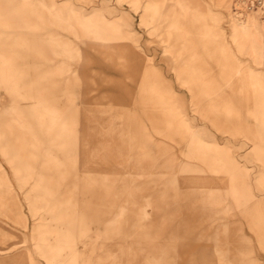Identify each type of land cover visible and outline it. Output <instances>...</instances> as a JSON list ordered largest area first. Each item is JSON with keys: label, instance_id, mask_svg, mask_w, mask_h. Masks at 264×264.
<instances>
[{"label": "rangeland", "instance_id": "374dc122", "mask_svg": "<svg viewBox=\"0 0 264 264\" xmlns=\"http://www.w3.org/2000/svg\"><path fill=\"white\" fill-rule=\"evenodd\" d=\"M250 3L0 0V264H264Z\"/></svg>", "mask_w": 264, "mask_h": 264}, {"label": "bare ground", "instance_id": "6f19581e", "mask_svg": "<svg viewBox=\"0 0 264 264\" xmlns=\"http://www.w3.org/2000/svg\"><path fill=\"white\" fill-rule=\"evenodd\" d=\"M251 0H246L248 4V8L251 10ZM258 6H261L260 3L264 5V0H258ZM262 5V7H263ZM242 15V17H240ZM244 16V18H243ZM238 19L232 20V30H233V37L232 41L234 45H236L241 50H246L249 57L254 63H258L259 61V38L257 32L254 28L253 20L250 15L238 14ZM231 28V26H230ZM231 40V39H230ZM231 73V72H230ZM238 74V71L235 72Z\"/></svg>", "mask_w": 264, "mask_h": 264}, {"label": "crops", "instance_id": "0c3cea01", "mask_svg": "<svg viewBox=\"0 0 264 264\" xmlns=\"http://www.w3.org/2000/svg\"><path fill=\"white\" fill-rule=\"evenodd\" d=\"M220 55V54H219ZM222 58V57H221Z\"/></svg>", "mask_w": 264, "mask_h": 264}]
</instances>
